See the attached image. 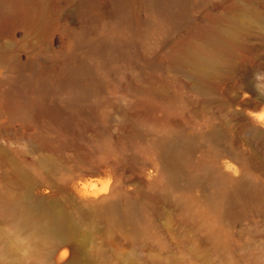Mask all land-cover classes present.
<instances>
[{"label": "rangeland", "instance_id": "obj_1", "mask_svg": "<svg viewBox=\"0 0 264 264\" xmlns=\"http://www.w3.org/2000/svg\"><path fill=\"white\" fill-rule=\"evenodd\" d=\"M127 1L0 0V264H264V0Z\"/></svg>", "mask_w": 264, "mask_h": 264}, {"label": "bare ground", "instance_id": "obj_2", "mask_svg": "<svg viewBox=\"0 0 264 264\" xmlns=\"http://www.w3.org/2000/svg\"><path fill=\"white\" fill-rule=\"evenodd\" d=\"M149 1L159 11V13L171 16L176 11L179 10L182 0H149ZM127 2H128L127 0H112V7H111L112 11L120 12L121 10L124 9V7H126ZM91 16H94L96 18L99 16V13L94 11V13L92 12ZM158 21L156 22L158 23ZM122 23L124 24L125 28H129V26L132 24L131 19L127 14L122 16ZM223 37L226 38L227 34L226 36L225 34H223ZM109 46L112 47V49L114 50L117 48V46H119V43L117 42V40H113ZM86 70L87 68L85 67L84 62L78 63V65H76V67H74L73 69L64 68L58 74L56 81L62 82L68 79H73L75 81H78L80 77L83 74H85ZM37 107L43 109L44 107H46L49 110H54L53 106H46L43 103H39ZM106 189L107 188H105L103 191H106ZM51 227L54 229H58L61 227V222L54 223L51 225Z\"/></svg>", "mask_w": 264, "mask_h": 264}, {"label": "snow or ice", "instance_id": "obj_3", "mask_svg": "<svg viewBox=\"0 0 264 264\" xmlns=\"http://www.w3.org/2000/svg\"><path fill=\"white\" fill-rule=\"evenodd\" d=\"M260 119H261V120H264V114H262V115L260 116Z\"/></svg>", "mask_w": 264, "mask_h": 264}]
</instances>
